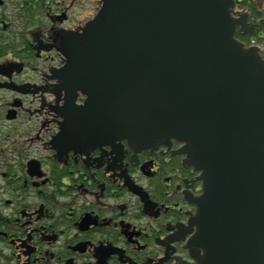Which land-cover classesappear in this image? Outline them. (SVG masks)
Here are the masks:
<instances>
[{
    "label": "flooded vegetation",
    "instance_id": "1",
    "mask_svg": "<svg viewBox=\"0 0 264 264\" xmlns=\"http://www.w3.org/2000/svg\"><path fill=\"white\" fill-rule=\"evenodd\" d=\"M100 4L0 0V264H196L203 174L184 144L138 150L70 126L85 95L64 51ZM234 12L264 57V0Z\"/></svg>",
    "mask_w": 264,
    "mask_h": 264
},
{
    "label": "water",
    "instance_id": "2",
    "mask_svg": "<svg viewBox=\"0 0 264 264\" xmlns=\"http://www.w3.org/2000/svg\"><path fill=\"white\" fill-rule=\"evenodd\" d=\"M102 1L65 50L86 95L70 126L138 150L183 143L203 174L190 256L264 264V59L234 37L233 0Z\"/></svg>",
    "mask_w": 264,
    "mask_h": 264
}]
</instances>
